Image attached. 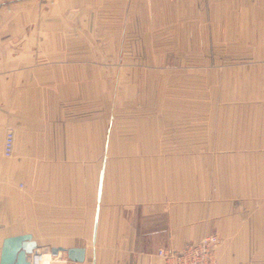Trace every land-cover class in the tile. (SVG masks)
<instances>
[{"label":"crops","instance_id":"obj_1","mask_svg":"<svg viewBox=\"0 0 264 264\" xmlns=\"http://www.w3.org/2000/svg\"><path fill=\"white\" fill-rule=\"evenodd\" d=\"M0 4V251L10 236L37 243L35 236L89 235L90 244L51 247H84V264H152L160 247L215 233L219 264H264V98L228 101L208 198L204 178L191 189L188 151L162 145L156 128L118 133L128 141L111 146L109 82L104 89L103 70L72 50L75 16L61 18L59 5L38 0ZM238 10L246 12L236 29L241 43L264 45V0ZM254 54L245 58L264 61V51ZM260 69L264 97V63Z\"/></svg>","mask_w":264,"mask_h":264},{"label":"rangeland","instance_id":"obj_2","mask_svg":"<svg viewBox=\"0 0 264 264\" xmlns=\"http://www.w3.org/2000/svg\"><path fill=\"white\" fill-rule=\"evenodd\" d=\"M38 1L46 9L55 3L61 18L80 22L67 35L72 50L87 53V64L103 70L104 89L109 82L111 146L128 141L118 133L156 128L162 145L188 151L191 189L204 178L212 198L214 136L228 101L264 98V61L245 58L263 52L264 45L260 38L241 43L236 36L246 25V12L236 6L246 0ZM52 224L46 221L45 230L53 231ZM34 238L38 254L71 240L90 244L89 235ZM59 253L43 264H64L66 253Z\"/></svg>","mask_w":264,"mask_h":264},{"label":"built area","instance_id":"obj_3","mask_svg":"<svg viewBox=\"0 0 264 264\" xmlns=\"http://www.w3.org/2000/svg\"><path fill=\"white\" fill-rule=\"evenodd\" d=\"M14 131L8 128L4 134L3 154L7 157L13 154ZM220 238L217 234L205 235L194 242H188L181 247H160L154 253L157 258L152 264H219L215 257V247ZM63 262L70 263L67 258Z\"/></svg>","mask_w":264,"mask_h":264},{"label":"water","instance_id":"obj_4","mask_svg":"<svg viewBox=\"0 0 264 264\" xmlns=\"http://www.w3.org/2000/svg\"><path fill=\"white\" fill-rule=\"evenodd\" d=\"M100 186L98 188V198ZM97 224V211L95 213L92 242L95 240V230ZM37 243L30 234L10 236L3 239L0 251V264H33V259L37 256ZM59 252H65L66 258L73 264H84V247H51L50 254L56 256Z\"/></svg>","mask_w":264,"mask_h":264},{"label":"bare ground","instance_id":"obj_5","mask_svg":"<svg viewBox=\"0 0 264 264\" xmlns=\"http://www.w3.org/2000/svg\"><path fill=\"white\" fill-rule=\"evenodd\" d=\"M50 254L49 253H42L38 254L34 259H33V264H43L45 261H49ZM49 264V263H48Z\"/></svg>","mask_w":264,"mask_h":264}]
</instances>
